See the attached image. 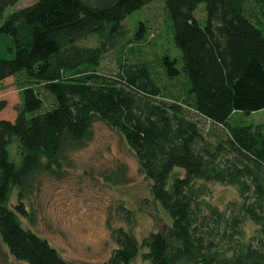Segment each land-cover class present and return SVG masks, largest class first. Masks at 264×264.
Segmentation results:
<instances>
[{"label":"trees","instance_id":"1","mask_svg":"<svg viewBox=\"0 0 264 264\" xmlns=\"http://www.w3.org/2000/svg\"><path fill=\"white\" fill-rule=\"evenodd\" d=\"M154 1L35 0L6 16L19 0H0V34L15 42L14 58L0 59V86L13 78L20 95L15 118H0V240L18 261L70 264L16 213L35 223L25 200L37 179L59 174L104 123L122 135L172 218L140 242L115 229L104 264H264V126L233 121L264 110V0H164L177 54L165 52L163 68L187 81L175 95L136 51L127 57L125 21ZM135 35L145 40V26ZM113 51L119 70L104 74L100 63ZM213 184L236 187L242 202L213 204ZM247 221L258 226L249 240Z\"/></svg>","mask_w":264,"mask_h":264},{"label":"rangeland","instance_id":"2","mask_svg":"<svg viewBox=\"0 0 264 264\" xmlns=\"http://www.w3.org/2000/svg\"><path fill=\"white\" fill-rule=\"evenodd\" d=\"M34 2L19 0L5 14L7 16ZM202 10L198 12L200 19L203 18ZM140 25L145 26L148 35L145 40L137 42L135 34ZM125 28L129 32L127 42L132 39L127 44V57L136 51L139 60L150 63L154 78L171 95L186 92L187 81L183 77L170 78L163 68L164 53L177 54L164 0H155L128 18ZM14 47L11 36L0 34V59H13L11 49ZM117 56L115 51L105 55L100 72L116 74L120 65ZM19 100L15 79L10 78L0 86V102L6 104L0 118L13 120ZM233 121L264 126V110L251 115L236 113ZM203 126L206 130L212 127L210 123ZM93 134L89 145L71 154L59 174L43 172L37 179L34 193L25 200L35 223L16 213L25 229L48 240L70 264H104L116 248L113 231L117 228L129 230L140 242L149 233L172 224L170 215L155 202L151 194L152 183L141 171L134 152L122 135L104 123L96 124ZM22 153L18 141L14 142L11 155L19 165L22 164ZM177 171L184 175L183 170ZM211 188L213 196L210 201L223 209L231 201L242 202L236 187L213 184ZM18 203L19 190L12 187L8 207L15 210ZM244 230L248 240L258 234V226L251 221H247ZM137 262L144 264L141 258ZM0 264L26 263L18 261L0 240Z\"/></svg>","mask_w":264,"mask_h":264}]
</instances>
